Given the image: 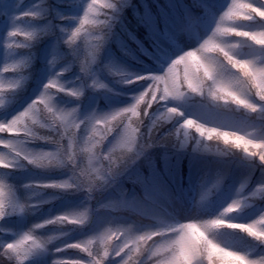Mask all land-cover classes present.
I'll use <instances>...</instances> for the list:
<instances>
[{
  "label": "trees",
  "instance_id": "16d2710c",
  "mask_svg": "<svg viewBox=\"0 0 264 264\" xmlns=\"http://www.w3.org/2000/svg\"><path fill=\"white\" fill-rule=\"evenodd\" d=\"M90 2L3 0L0 5V72L3 76L0 79L7 87L8 82L18 79L21 74L28 78L17 93L20 101L8 99V105H14L13 110L5 116L6 108L0 107V121L10 120L22 111L39 95L50 77H56L65 88L83 91L80 99L67 92L53 96L57 108L76 107L78 119L127 106L135 94L143 90L142 82L124 84L117 73L129 76L162 72L172 59L189 50L186 47L189 37L198 44L214 22L207 9L193 6V0H96L88 17L96 23L83 25L74 41H70L71 32L81 27L79 20ZM219 2L223 5L228 0ZM108 3L111 8L105 7ZM253 3L264 6V0H253ZM25 11L39 12V15L18 18ZM187 13L199 19L193 23ZM26 30L34 31L35 39L29 41L23 35ZM181 31L185 38L176 40ZM8 32H17V35L9 37ZM96 44L99 50L92 59L89 53ZM23 59L27 64L25 67L19 66ZM93 81L103 83L105 87L96 88ZM53 93H56L55 89ZM173 103L186 115L204 119L212 116L194 96L185 95ZM250 119L257 125L264 124V113L252 114ZM145 124L143 131L148 146L135 160L106 174L102 186L90 193L43 187L42 183L68 180L69 173L62 169L37 168L0 146V154L14 165L7 170L0 169V179L5 180V197L11 193L17 202L31 205L23 212H11L6 217L7 225L0 221V228L6 229L0 232V246L6 240L13 242L34 224H43L44 220L69 211H83L86 206L91 219L84 226L66 223L33 230L35 236H56L58 239L34 250L24 264L83 261L87 258L86 253L65 248V244L82 243L110 221L143 228L155 225L159 219L180 221V213L195 206L206 212L200 218L204 219L220 214L227 204L238 198L242 201L240 209L226 219L248 223L264 214V192L257 189L264 184V164L239 153L218 156L192 140L185 143L177 130L178 121L162 123L151 130L150 121L146 120ZM75 132L77 138L87 134L81 129ZM50 133V129L37 128V138L20 136L14 142L20 149L51 151L54 144L38 138ZM9 135L0 133V138ZM51 139L58 137L52 134ZM63 143H67V134ZM61 232L66 235L62 236ZM220 236L230 247L252 256L264 248L238 231H222ZM57 247L62 249L60 253H56ZM252 258L259 259V256ZM118 260L119 257H109L104 264H118ZM0 264L15 262L0 255Z\"/></svg>",
  "mask_w": 264,
  "mask_h": 264
},
{
  "label": "clouds",
  "instance_id": "9594fccd",
  "mask_svg": "<svg viewBox=\"0 0 264 264\" xmlns=\"http://www.w3.org/2000/svg\"><path fill=\"white\" fill-rule=\"evenodd\" d=\"M238 2L242 7L224 16L218 28L214 25L195 47L172 59L162 72L117 73L128 85L145 77L154 78L130 104L106 116L78 119L76 107L57 108L54 103L45 106L36 97L24 127L33 134L37 128L50 129L49 137L54 134L58 139L52 141L53 150L26 157L27 163L45 170H66L71 190L90 193L102 186L106 174L135 160L148 146L143 131L148 120L149 130L178 121L177 130L185 143L192 140L218 156L239 153L264 164V124L257 125L250 119L252 114L264 113V19L256 18L264 13L248 0ZM209 62L215 66L214 71L209 70ZM83 94L73 92L72 96L80 99ZM185 95L197 98L212 113L211 118L186 115L173 103ZM85 121L87 134L77 138L75 130ZM258 189L264 192V184ZM241 202L234 199L214 217L159 219L143 228L110 221L83 243L103 260L119 257L118 264H264V259H254L221 239L222 231L234 230L264 244V215L248 223L226 219L240 209ZM83 209L60 216L57 224L84 226L91 212L87 206Z\"/></svg>",
  "mask_w": 264,
  "mask_h": 264
},
{
  "label": "snow or ice",
  "instance_id": "6c2138e0",
  "mask_svg": "<svg viewBox=\"0 0 264 264\" xmlns=\"http://www.w3.org/2000/svg\"><path fill=\"white\" fill-rule=\"evenodd\" d=\"M3 0H0V5H2ZM248 3L252 5L253 8H255L258 12L264 13V6H257L253 3V0H248ZM96 2L95 0H91L90 3H88V6L84 12L83 18L79 20V24L81 27L75 28L71 35L69 36L70 41H74L78 33L81 32L82 26L85 24H95L96 21L94 19H89V13L93 10ZM193 6L198 8H204L207 9L209 15L213 18L214 22L212 24V27L215 25L219 26V22L224 18V16H228L231 12L235 11L237 8L242 7L238 0H228L226 4L221 5L219 0H193ZM105 7L111 8L112 5L110 3L106 4ZM227 9V11H225ZM223 13V16L221 15ZM39 12L35 11H25L22 13V16H19L18 18H24V17H34L38 16ZM188 16V19L191 20L193 23H195L199 18L193 17L190 13L186 14ZM257 20L264 19V15L256 17ZM211 27V28H212ZM208 33V32H207ZM206 33V34H207ZM204 34V35H206ZM17 35V32H8V36H15ZM23 35L29 40H33L36 37V33L34 31H23ZM203 35V36H204ZM100 38L97 37V40ZM99 50V45H93L92 52L89 53V55L92 57V59H95V52ZM54 62V61H53ZM19 66L25 67L27 64L25 63V60L19 61ZM209 70L214 71L215 66L209 62L208 64ZM3 76V73L0 72V77ZM27 75L21 74L18 79L12 80L8 82L7 87H5V83L3 79H0V107L6 108L5 113H3L5 116L8 115V112L13 110V106L8 105V99L9 97H12L14 101L19 102L21 97L17 95L19 93L27 81ZM154 77H145L144 80H141V88L144 89L148 86V81L153 79ZM96 88H104L105 85L103 83L93 81ZM45 84L48 85V87H45ZM43 85V90L39 93L37 97L40 98V100L44 101V105L47 106L48 104H53V96L56 95L58 92H67L68 95L72 96V93L75 92L77 96L82 91L80 88L77 90H72L71 87L65 88L56 77H50L48 82ZM146 85V87H145ZM53 89L56 90V93H53ZM73 97V96H72ZM34 100V99H33ZM32 100V101H33ZM32 101L27 104L26 107L20 112H18L15 116H13L10 120L0 121V133H9L11 135L0 138V146H3L6 149L11 150L16 156L22 157L25 161H27L26 157H31L33 154L41 153V152H33L31 150H25L20 149L19 146L14 142L15 138L20 136H27L32 138H37L36 134H33L28 130L26 127H24L26 122V117L30 115L28 109L33 107ZM36 110L39 111V103L36 105ZM96 115V114H92ZM106 116L107 113L101 114ZM87 121H85V124H82L79 129L82 131H85V125ZM22 134V135H21ZM70 134V133H69ZM75 135L76 132H75ZM9 137L13 139H9ZM41 140H50L51 143L54 139H51L49 136H40L38 137ZM264 159V157H262ZM0 161H3V163H0V169H10L14 167V165L11 163V160L9 158H6L3 154H0ZM42 186L45 188H52V189H70L68 180L60 181V182H53V183H42ZM5 187V180L0 179V221H3L5 225L8 224V221L6 217L11 214V212H23L26 208L31 207L30 204L26 202H17L12 194L10 193L7 197H5L3 188ZM258 189V188H257ZM259 191V189H258ZM256 193L254 192L253 195ZM67 214V213H66ZM264 214H261L262 216ZM60 216H56L54 219H46L44 220V223H37L33 225V228L30 229L27 232H24L21 236L14 239L13 242H7L6 240L2 246H0V249L3 251L0 252V255L8 257L9 260H15V264H24L26 260L29 259V257L32 255L33 251L36 249H42L45 247L46 244L50 243L53 240L58 239L56 236H47L46 238H42L39 236H35L32 234L33 230L35 229H43L45 228V225H56L57 219ZM51 221V223H49ZM67 222H64L63 224H66ZM215 223V222H214ZM245 226V225H241ZM248 227L255 229L254 225H248ZM5 228H0V232H4ZM9 230V229H7ZM61 235H66V233L61 232ZM258 245H264L261 244L259 241ZM65 248H72V249H79L82 253L87 254V258L85 260H74V261H64V260H53L52 264H104L106 260H103L99 255L95 254L88 246H86L83 242L82 243H71V244H65ZM56 253H60L62 251L61 248L57 247L55 249ZM248 256L254 257L259 256V258L264 259V248L260 249L259 254L257 255H249Z\"/></svg>",
  "mask_w": 264,
  "mask_h": 264
},
{
  "label": "rangeland",
  "instance_id": "374dc122",
  "mask_svg": "<svg viewBox=\"0 0 264 264\" xmlns=\"http://www.w3.org/2000/svg\"><path fill=\"white\" fill-rule=\"evenodd\" d=\"M185 38V33L184 31H181L180 34L176 37V40H182ZM197 44V41L194 40L193 38L189 37L187 39L186 47L187 48H193L194 45ZM191 114H195V110H191ZM200 115V114H198ZM210 117H206L205 119H209ZM206 215V212L203 211L200 208H197L196 206L190 209H186L185 211L180 213L179 219L182 221L185 220H192V219H200Z\"/></svg>",
  "mask_w": 264,
  "mask_h": 264
}]
</instances>
